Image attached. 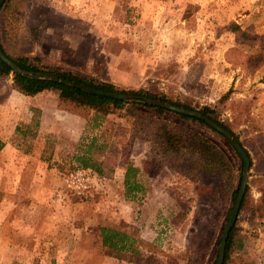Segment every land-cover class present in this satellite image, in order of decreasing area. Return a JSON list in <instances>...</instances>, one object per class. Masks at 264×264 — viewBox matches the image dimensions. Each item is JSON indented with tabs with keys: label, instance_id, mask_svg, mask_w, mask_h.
I'll list each match as a JSON object with an SVG mask.
<instances>
[{
	"label": "rangeland",
	"instance_id": "rangeland-1",
	"mask_svg": "<svg viewBox=\"0 0 264 264\" xmlns=\"http://www.w3.org/2000/svg\"><path fill=\"white\" fill-rule=\"evenodd\" d=\"M23 18L18 38L0 36L15 57L40 56L44 64L148 89L196 108L215 106L219 117L250 151L249 203L239 214L238 261L264 264V0H11ZM38 31V32H37ZM13 76L0 79V264H211L226 226L230 203L206 192L215 175L184 176L152 158L151 142L130 133L129 122L111 115L92 148L102 169H84L73 158L86 147L85 117L56 107L59 92L36 97L13 92ZM228 95L225 108L217 106ZM48 104L44 117L40 106ZM51 110L53 112H51ZM210 137L240 167L233 148L202 123L172 114ZM19 128L20 130H18ZM54 149L51 160L35 148ZM106 143V144H105ZM48 156V155H47ZM143 164L145 188L129 200L121 184L126 160ZM74 167V168H73ZM87 171L89 187L76 194L65 183L71 170ZM196 179V178H195ZM206 185V184H205ZM207 193V194H206ZM218 205L224 208L219 210ZM172 210L169 218L159 212ZM224 214L220 217L221 213ZM118 223V224H117ZM117 224L140 240L141 253L109 255L99 226ZM86 241L79 248L75 242ZM130 261V262H129Z\"/></svg>",
	"mask_w": 264,
	"mask_h": 264
},
{
	"label": "trees",
	"instance_id": "trees-1",
	"mask_svg": "<svg viewBox=\"0 0 264 264\" xmlns=\"http://www.w3.org/2000/svg\"><path fill=\"white\" fill-rule=\"evenodd\" d=\"M10 1L7 0L0 8V16L3 15L4 19L3 32L8 41L20 36L24 22L23 16L15 11ZM0 43L5 52L26 71L25 74L15 72L0 58V79L12 75L14 88L30 97H34L45 90H57L59 92L58 105L60 107L67 108L69 111L85 117V131L90 132L88 135L83 136V140L85 141L86 139L87 144L81 152L73 156L82 168L94 169L99 174H102L103 171L99 163L93 158L94 152L92 148L96 149L98 146L104 147V145L100 143L102 136L100 138L99 134L93 131L96 129L100 130L111 115L124 117L129 122L130 133L151 142L152 158L162 167L175 169L184 176H196V179L192 178L195 181H198L197 177L202 175H206V177L215 175L218 178L216 189L210 183H204L203 188L206 192L213 195H220L221 202L225 205L231 204L227 209L226 215L224 212L220 215V217L223 214L226 216V222L229 220L243 181L245 162L242 156L229 140L219 133L234 150L236 159L240 163V167L236 168L227 152L210 137L197 131L193 126H189L184 122L169 120L167 117L174 114L182 120L202 123L216 131L208 126L204 119L175 113L161 106L147 103L144 99L152 98L179 107L199 110L204 117L213 119L231 131L235 140L242 144L232 128L220 119L217 107L204 106L196 108L191 103L176 101L165 94L155 93L148 89L120 88L112 81L80 75L60 66L53 67L44 64L38 55L31 56L29 53H24L18 57L12 56L2 43L1 36ZM37 74H40V77H36ZM52 77H57L59 80H55ZM108 93L128 95L132 97V100L115 98L108 95ZM227 99L228 95L222 96L217 106L225 108ZM17 129L20 130L19 128ZM49 140L46 141L42 157L50 161L54 149ZM242 145L249 154L251 160L250 168H253L255 165L253 157L246 146ZM3 147L4 142L0 137V152ZM260 163H264V159L260 158ZM125 166L124 195L129 200H140L145 193V188L138 178V173L141 170L135 167L128 158ZM258 178V181L263 185L264 177ZM250 190L251 185L248 183L239 214L246 209L249 203ZM262 192L264 198V187H262ZM169 208L168 211H160L159 214L169 218L172 214V210ZM218 208L221 211L225 210L220 205H218ZM117 224L99 226V236L101 237L103 248L109 255L121 260H124V257L129 253L133 256L139 255L141 249L138 246V244L140 245L138 236L133 234L130 229L127 230ZM238 242L239 229L235 223L227 239L224 264H247L246 262L238 261L236 257ZM217 260L218 254L215 255L211 264H216ZM132 263L136 262L131 261L130 264Z\"/></svg>",
	"mask_w": 264,
	"mask_h": 264
},
{
	"label": "water",
	"instance_id": "water-1",
	"mask_svg": "<svg viewBox=\"0 0 264 264\" xmlns=\"http://www.w3.org/2000/svg\"><path fill=\"white\" fill-rule=\"evenodd\" d=\"M7 0H0V8L5 4ZM0 58L7 63L15 72L21 73V74H25L26 71L24 69H22L4 50V48L2 47L1 43H0ZM36 77H40V74H37ZM55 80H59L57 77H52ZM108 95H111L115 98H119V99H124V100H132L131 96L128 95H124L121 93H108ZM145 102L150 103L152 105L155 106H161L163 108H166L168 110H171L175 113H179V114H184V115H189L195 118H199V119H204L205 123L210 126L211 128L215 129L218 133L222 134L226 139L229 140V142L233 145V147L236 149V151L242 156L244 162H245V167H244V176H243V181H242V185H241V189L240 192L238 194V197L233 205V209H232V213L230 215L229 220L226 223V226L224 228V232H223V236L220 242V246H219V254H218V260L216 264H224V259H225V247H226V243H227V239L229 236V233L232 229V227L235 225L238 216H239V212H240V208L242 205V201L243 198L245 196L246 193V189L249 183V177H250V157L248 152L246 151L245 147L239 143L238 141L235 140V137L233 135V133L231 131H229L227 128H225L223 125L217 123L216 121H214L213 119L209 118V117H204V115L202 114L201 111L199 110H192V109H187V108H183V107H179L177 105L168 103V102H164V101H160V100H156V99H152V98H145L144 99Z\"/></svg>",
	"mask_w": 264,
	"mask_h": 264
},
{
	"label": "crops",
	"instance_id": "crops-1",
	"mask_svg": "<svg viewBox=\"0 0 264 264\" xmlns=\"http://www.w3.org/2000/svg\"><path fill=\"white\" fill-rule=\"evenodd\" d=\"M13 84V82H11V85ZM12 91L13 92H18V93H20L17 89H15L14 88V86L12 85ZM46 91H50V90H45V91H42V92H40V93H38L36 96H38V95H40V94H42V93H45ZM24 95V94H23ZM59 95V94H58ZM24 96H26V95H24ZM36 96H34V97H36ZM26 97H30V96H26ZM31 98H33V97H31ZM56 107L58 106V100H57V103H56V105H55ZM42 109H43V112H44V115H43V117L47 114L48 115V111L50 110L49 109V106H48V104H45L43 107L42 106H40ZM51 112H53L52 110H51ZM0 137H1V134H0ZM2 138V137H1ZM3 140V139H2ZM3 142H4V140H3ZM6 148V146L4 145V147H3V149H2V151L4 150ZM42 148V147H41ZM40 147L38 148H35V150H33V154H41V153H43V150L44 149H41ZM1 151V152H2ZM134 166L135 167H138L141 171H142V168H143V164H142V162L141 161H138V159H136V162L134 163ZM121 167V184L122 185H124V179H125V172H126V166L125 165H122V166H120ZM95 237V239L96 238H98V239H101V237L100 236H95V235H93V234H91L90 232H87L86 233V240L88 241V243L93 239ZM86 241H84L83 239H81V240H78V241H76L75 242V244H76V248H79L82 244H84ZM101 242H102V240H101ZM82 259H77V261H72V264H96V262H92V261H81Z\"/></svg>",
	"mask_w": 264,
	"mask_h": 264
},
{
	"label": "built area",
	"instance_id": "built-area-1",
	"mask_svg": "<svg viewBox=\"0 0 264 264\" xmlns=\"http://www.w3.org/2000/svg\"><path fill=\"white\" fill-rule=\"evenodd\" d=\"M65 183L67 187L73 190L76 194L82 195L89 187L87 171L83 169L71 170L65 175Z\"/></svg>",
	"mask_w": 264,
	"mask_h": 264
}]
</instances>
